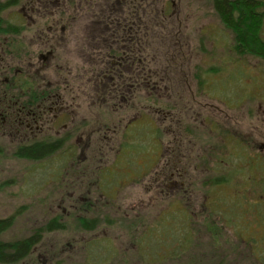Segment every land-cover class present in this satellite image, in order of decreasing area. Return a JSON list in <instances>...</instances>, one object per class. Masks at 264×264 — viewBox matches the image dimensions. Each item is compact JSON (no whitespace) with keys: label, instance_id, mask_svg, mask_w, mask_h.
Here are the masks:
<instances>
[{"label":"flooded vegetation","instance_id":"af4514ba","mask_svg":"<svg viewBox=\"0 0 264 264\" xmlns=\"http://www.w3.org/2000/svg\"><path fill=\"white\" fill-rule=\"evenodd\" d=\"M170 1L172 8L159 0H0V155L14 147L8 153L20 159L58 157L55 175L66 182L72 173L67 187L91 192L96 185L110 201L130 183H153L189 215L193 199L204 198L205 209L209 177L237 167L239 152L264 159V132L256 137L253 123L246 133L227 121L230 110L264 121V69L255 66L264 53L237 51L216 14L233 36V57H225L219 31L189 25L191 11ZM213 36L217 50L208 53ZM221 79L231 84L224 91ZM144 123L155 129V150L133 162L122 143L143 135ZM112 143L115 159L101 165L102 146ZM37 144L54 151L22 153ZM63 157L72 162L62 176Z\"/></svg>","mask_w":264,"mask_h":264},{"label":"rangeland","instance_id":"374dc122","mask_svg":"<svg viewBox=\"0 0 264 264\" xmlns=\"http://www.w3.org/2000/svg\"><path fill=\"white\" fill-rule=\"evenodd\" d=\"M259 1L264 4V0ZM167 2L168 7L172 8L170 0H159L160 8ZM176 3L179 9L191 11L189 25H207L209 30H218L225 57H233L230 50L233 36L223 31L221 22L213 11L211 0H176ZM261 10H264V6ZM213 41L216 45L214 36L205 44L204 48L208 53L217 50V45L211 43ZM219 46H222L221 42ZM199 49L201 48L196 50ZM255 66L264 69V60L255 59ZM244 72L246 73V69ZM216 75L217 72L209 73L208 80L216 78ZM228 83L221 79L220 90L229 88L231 84ZM214 95L216 96L215 93ZM208 100L209 103L214 102L226 109L221 101L209 96ZM262 103L264 104V99ZM96 108L101 111L100 107ZM107 111L106 109L104 113ZM242 111L230 110L227 121L241 124L244 126L242 130L246 133H249L253 123L254 132L258 137L264 132L263 117L259 119L258 113H255L253 119ZM100 118L103 120L105 116L102 115ZM161 130L166 138L167 129H164L165 132ZM138 137L135 136L134 141ZM143 140L144 143L148 141L146 134ZM75 143L76 140L73 139L71 145ZM115 143L118 144V141ZM125 144L126 142L122 143ZM104 146L101 151L107 155L101 161V165L105 163L104 160H114L119 148L113 143L111 147ZM13 150L14 147L11 151ZM154 150L155 148L151 147L148 152ZM11 151L4 149L0 155V218L14 216L13 226L3 237L10 240L24 238L33 229L55 217L65 224L63 229L45 234L34 251L17 264H264V257L263 263L258 262L250 253L249 247L234 237L231 227L224 228L218 223L219 220L217 225H203V222L210 221L203 214V217L199 216L202 213L200 210H203L204 198L193 199L196 207L192 209L190 218L188 216L184 223L183 220H178L173 224L171 195L161 191L160 187L153 188V183L150 186L130 183L119 192L115 201H110L100 196V191H96V185L92 187L91 192L79 189L74 191L72 185L67 187L68 182L71 184L73 179L72 173L70 171L68 177L65 176L66 182L60 180L59 174L55 175L58 157L48 158L47 161H32L15 157L8 153ZM129 151L133 153L131 159L135 162V158L142 150L138 145H132ZM91 152L98 154V145H94ZM76 153L78 150L75 155ZM240 154L242 155L241 152ZM143 158L147 159L146 156ZM63 159L62 176L72 162L66 157ZM47 163L50 166L47 167ZM98 163L94 161L95 169ZM103 168L104 166L100 167ZM156 170L158 169L155 167ZM236 170L243 171L240 167ZM245 171L251 177L257 174L256 163L250 161ZM144 180L151 182V175L145 176ZM45 182L48 183L44 184ZM84 187L86 186L82 188ZM220 205L223 211L229 208L225 201ZM82 218H95L96 227L83 229L81 221L86 219ZM161 221L167 223V226H160V223L164 224ZM186 232L187 236L183 235ZM238 232L244 240H250L248 243L253 247V254L264 256V227L251 224L250 227Z\"/></svg>","mask_w":264,"mask_h":264},{"label":"trees","instance_id":"16d2710c","mask_svg":"<svg viewBox=\"0 0 264 264\" xmlns=\"http://www.w3.org/2000/svg\"><path fill=\"white\" fill-rule=\"evenodd\" d=\"M211 2L213 11L234 34V41L236 43L235 48L237 51L247 53L248 50H254L255 53H264V44L261 42L262 37L260 35L264 22V10H261L264 6L262 2L259 0H211ZM148 101H150V99ZM142 129L143 131L141 133H143V135H140L138 141L131 140V142L129 141L128 144L124 145L125 152L128 154L129 159H131L133 154L129 151L132 145H138L139 149L142 150L139 152V156L142 154L145 156L146 152H148L151 147L155 148L156 146V140L154 139L155 129H152V126L146 123L143 124ZM225 133L224 137H227L228 135ZM145 134L149 141L146 143H144L143 140ZM157 135L161 136L162 130L156 128V136ZM22 151L23 154L35 158L42 156L46 152L49 153L54 151V146L48 145L44 147L41 144H37L24 148ZM21 152L18 154L20 155ZM241 153V157L238 156L240 164L237 167L235 166V168L230 170L225 168L223 176L217 177L213 175L209 177L207 183L208 190L206 192L207 204L199 216L209 218L210 221L203 222L204 226L207 224L208 226L211 224L217 225L219 220L218 223L224 228L231 227L234 237L241 240L249 247L250 253L255 256L258 262L263 263L264 256L261 254H253V247L248 243L250 240H244L243 237L239 235L238 231L250 227L251 224L264 227V159L247 158L246 152L241 151ZM252 160L260 162V164H256L258 173L251 177L245 169ZM238 167L242 168L243 171L240 172L236 170ZM150 168L147 169L150 170ZM249 185L251 187L250 190L248 189ZM224 201L229 204L227 211H223L220 207L221 202ZM181 208L178 206L172 208L171 222H174L173 224L178 220H183L182 222L184 223L188 216L189 218L191 217L187 208ZM193 220L194 218L192 216L191 224H193ZM96 221L95 218H91L81 221V224L83 229H93L97 225ZM161 222L164 224L161 225L160 223V226H167V223ZM13 224L14 216L0 218L1 264H17L23 261L34 251L45 234L65 227L62 220L55 217L47 223L33 229V231L24 238L5 239L3 237L4 234L9 231ZM183 235L187 236V232L183 233Z\"/></svg>","mask_w":264,"mask_h":264}]
</instances>
